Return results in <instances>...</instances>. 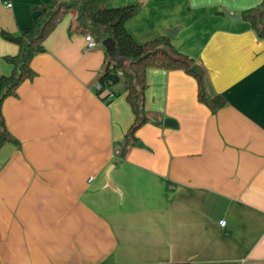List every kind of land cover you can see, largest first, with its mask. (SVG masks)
Masks as SVG:
<instances>
[{
    "label": "crops",
    "instance_id": "obj_1",
    "mask_svg": "<svg viewBox=\"0 0 264 264\" xmlns=\"http://www.w3.org/2000/svg\"><path fill=\"white\" fill-rule=\"evenodd\" d=\"M51 1L0 0V77L19 53L3 34ZM111 1L137 6L136 42L169 37L226 104L201 102L185 70L150 68L148 122L125 149L126 85L97 93L106 48L89 49L66 17L2 106L0 264H264V38L242 16L263 0Z\"/></svg>",
    "mask_w": 264,
    "mask_h": 264
},
{
    "label": "trees",
    "instance_id": "obj_2",
    "mask_svg": "<svg viewBox=\"0 0 264 264\" xmlns=\"http://www.w3.org/2000/svg\"><path fill=\"white\" fill-rule=\"evenodd\" d=\"M135 5L114 7L111 0H52L34 9L36 14L33 25L23 29L18 37L4 33V37L19 46L15 57L7 58L12 65L9 76L0 77V149L12 140L8 130L2 106L9 97L17 96L19 87L36 76L32 61L37 54L45 52V41L68 16L72 15L70 33L92 35L97 42L111 38L119 54L120 61H115L106 51L107 65L98 79L101 91H113L121 83L126 85L127 101L135 116L134 123L127 134V144L136 142V132L148 122L145 113V91L147 71L150 68L167 70H185L198 78V97L213 111L222 108L226 101L216 95L207 98L204 76L192 71L194 61L178 52L169 37H159L148 43L139 44L127 29V23L137 15ZM243 20L250 23L259 37L264 38V0L257 8L242 13ZM122 72L123 76H119ZM108 100V95L103 96ZM108 102V101H107ZM186 264V263H175Z\"/></svg>",
    "mask_w": 264,
    "mask_h": 264
},
{
    "label": "water",
    "instance_id": "obj_3",
    "mask_svg": "<svg viewBox=\"0 0 264 264\" xmlns=\"http://www.w3.org/2000/svg\"><path fill=\"white\" fill-rule=\"evenodd\" d=\"M228 19L231 22H237L241 19V16L239 13H227L226 14ZM178 32V29H173L169 32V34L172 37H176V33ZM103 46L106 48V51L109 53V55L115 60V61H120L119 54L115 48V44L111 38H107L106 40L103 41ZM192 71L199 75L200 77L202 76V71L201 68L197 65H194L192 67ZM139 147H145L142 144H139ZM146 148V147H145Z\"/></svg>",
    "mask_w": 264,
    "mask_h": 264
},
{
    "label": "built area",
    "instance_id": "obj_4",
    "mask_svg": "<svg viewBox=\"0 0 264 264\" xmlns=\"http://www.w3.org/2000/svg\"><path fill=\"white\" fill-rule=\"evenodd\" d=\"M9 6H11V5H9ZM86 42H87V47L89 49H93V48H95L98 45L97 41L95 40V38L92 35H90V34L86 35ZM118 75L119 76H123V73L122 72H118ZM96 89H97V91H101L102 87H101V85L99 83L97 84ZM113 97H114V94L113 93H109L107 101H110ZM220 225H221V227L225 228L226 225H227V221L226 220H222L220 222Z\"/></svg>",
    "mask_w": 264,
    "mask_h": 264
}]
</instances>
